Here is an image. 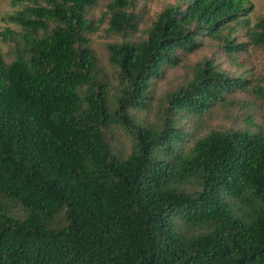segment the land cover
Instances as JSON below:
<instances>
[{"label":"trees","instance_id":"1","mask_svg":"<svg viewBox=\"0 0 264 264\" xmlns=\"http://www.w3.org/2000/svg\"><path fill=\"white\" fill-rule=\"evenodd\" d=\"M153 1H12L0 264H264V128L250 112L264 75L247 66L264 57V18L252 23L245 0H175L149 19ZM103 26L122 39L107 46L112 76L91 38ZM209 46L216 55L195 62ZM179 68L155 100L153 83ZM154 106L153 121H135ZM236 110L246 128L210 126Z\"/></svg>","mask_w":264,"mask_h":264},{"label":"rangeland","instance_id":"2","mask_svg":"<svg viewBox=\"0 0 264 264\" xmlns=\"http://www.w3.org/2000/svg\"><path fill=\"white\" fill-rule=\"evenodd\" d=\"M13 0H0V51L8 52L9 50H14L15 47V40L18 39V37L14 35L8 34L6 38H4L3 34L6 33L7 29H14L15 31H20V27L15 26L13 24L9 23L8 17L12 15L17 10H20L19 7H15L12 4ZM175 0H155L152 3H150L147 7L144 8V10L149 13V19H155L157 15H159L165 8L166 5L169 3H175ZM245 3L251 4L253 6V11L249 16V19L252 23H256L260 19L264 18V0H245ZM107 9L104 7H100L94 11H92V16L95 17L96 20L100 19L102 16V13L106 11ZM97 24V23H96ZM146 27V22L144 26ZM107 27L103 26L100 31L96 33L92 38L93 44L95 48L99 51L103 61L102 65L105 69L107 75L112 76L114 74V71L110 68L107 62V46L108 44L112 42H120L122 39L120 37H111L110 34L107 32ZM22 46V43H20ZM215 54V48L213 46L205 47V49L193 57V60L195 62L205 58V57H213ZM249 67H253V72L263 73L264 75V57L260 54L253 55L249 57L248 65ZM183 67V66H180ZM225 69L233 72V74H239L241 71L239 68H233L229 64L225 63L224 65ZM178 71H169V73L163 77L162 80L158 82L153 83V94L155 96V100L160 99L164 96V93L167 91L174 90L177 86L180 85L181 80L184 76V71L182 68H179ZM244 99L250 101L252 100L249 96H243ZM253 110L250 111L254 115V122L257 125H260L262 128H264V101L261 100H253ZM153 112L151 111H137L133 112L135 121L143 124L144 121H153L156 107H153ZM246 112V111H245ZM244 111H234L233 113L226 115L225 112H223L220 117L213 121L212 124H210L211 127H214L219 130H225V129H238V128H246L248 126L247 121L244 119L243 115ZM189 121H185L184 123H188ZM115 133V139L118 141V145L120 143H123L126 149H130L132 146L131 143V135L126 130L119 128L113 131ZM205 134V133H204ZM192 140V138L189 139Z\"/></svg>","mask_w":264,"mask_h":264}]
</instances>
